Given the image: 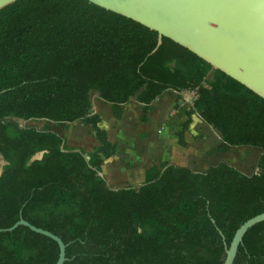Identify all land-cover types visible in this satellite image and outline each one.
Here are the masks:
<instances>
[{
    "label": "trees",
    "instance_id": "1",
    "mask_svg": "<svg viewBox=\"0 0 264 264\" xmlns=\"http://www.w3.org/2000/svg\"><path fill=\"white\" fill-rule=\"evenodd\" d=\"M90 0H16L0 9V228L21 217L58 235L63 264H221L236 230L264 212V98L187 47ZM193 91V113L222 137L214 151L261 150L259 172L220 161L207 171L152 164L140 186L101 175L118 143L100 126L92 93L120 119L135 98L147 122L166 90ZM10 117L90 125L98 145L68 147L51 129ZM45 151L42 158H32ZM54 239L19 225L0 231V264H55ZM233 264H264V221L248 229Z\"/></svg>",
    "mask_w": 264,
    "mask_h": 264
},
{
    "label": "water",
    "instance_id": "2",
    "mask_svg": "<svg viewBox=\"0 0 264 264\" xmlns=\"http://www.w3.org/2000/svg\"><path fill=\"white\" fill-rule=\"evenodd\" d=\"M15 1L0 0V9ZM90 1L157 30V46L151 53L162 44L164 36L169 37L264 98V0ZM219 137L222 140L220 134ZM44 152H38L32 160L42 158ZM261 221L264 212L246 220L236 230L230 246L226 245V258L221 264H233L244 235ZM19 225L57 241L60 253L55 264L64 263L66 244L55 233L22 217L0 231H11Z\"/></svg>",
    "mask_w": 264,
    "mask_h": 264
},
{
    "label": "rangeland",
    "instance_id": "3",
    "mask_svg": "<svg viewBox=\"0 0 264 264\" xmlns=\"http://www.w3.org/2000/svg\"><path fill=\"white\" fill-rule=\"evenodd\" d=\"M170 97V105L163 106L158 102L152 103L151 110L147 114L148 121L142 122L143 105L135 98H132L126 104V109L121 119L115 120L110 114V105L98 93H92L93 111L99 113L102 119L100 126L112 135L110 136L112 139L120 137L126 148L134 149L133 153L124 151V155L120 157V160L129 164L130 167L151 166V164L170 162L182 166L187 165L199 171H205L210 165L225 160L246 174L260 171L258 160L262 152L257 147L237 146L233 147L229 152L214 151L222 143L219 132L206 124L198 116L197 112L192 115L193 121H195L194 124L189 126L185 134L188 145H180L177 131L182 120L187 118L185 112L192 106L195 93L193 91H184L182 93L170 91ZM8 120L16 123L19 127L44 128L49 125L51 129L65 136V144L68 147L83 149L87 157H89L88 153L98 143L91 126L84 125L79 120L69 123L67 127L55 122H48L46 119L25 120L10 117ZM173 125L176 127H174L176 129L174 132L175 136L158 135L161 131L172 135L170 131L173 129ZM115 134L119 136H113ZM5 163L4 158L0 156V174ZM113 165L112 162L108 161V168ZM105 177L108 185L112 188L126 185L132 186V184L137 186L138 183H144L130 180L117 182L113 178Z\"/></svg>",
    "mask_w": 264,
    "mask_h": 264
},
{
    "label": "crops",
    "instance_id": "4",
    "mask_svg": "<svg viewBox=\"0 0 264 264\" xmlns=\"http://www.w3.org/2000/svg\"><path fill=\"white\" fill-rule=\"evenodd\" d=\"M170 91H174L176 93H182V92H178V91L169 89V90H166L164 93H162V95H160L158 97V99H156L152 103L158 102V103H160L163 106L164 105H170L171 104V101H170L171 100L170 99L171 98L170 97ZM152 103H151V105H152ZM180 103H182V101H180ZM192 104H193V100H192ZM125 109H126V106H125ZM115 120H119V119L115 118ZM194 122L195 121H193V117H192L191 124H194ZM191 124H190V126H191ZM174 127H175V125H173V129L170 131V133H172V135L165 134L164 131H161V133L158 134V135L159 136H175V133L174 132L176 131V129H175L176 127L175 128ZM110 136H112V135L109 134V139L110 140L118 143V146H117L118 147V151L112 157L104 160V163L102 165V171L103 172H101V174L102 175L104 174L108 178H113L117 182H123L125 180L136 181V182H145V179H146V171L150 167V165L149 166H131L130 167L129 164L125 163L123 160H120V157H122L124 155V151H129V152L133 153L134 149L131 150V148H126L125 147V144H124V142L122 140V138L116 137V138L112 139ZM113 136H119V135H116L115 134ZM97 145H98V143H97ZM139 155H140V153H139ZM108 161H110V162H112L114 164L110 168L107 167ZM174 164L179 165L177 163H174ZM185 166H187V165H185ZM188 167H190V166H188ZM105 176H104V178L106 179ZM142 184L143 183H138L137 186H140ZM126 186H129V185H126ZM132 186H136V185H133L132 184ZM114 188H116V187H114ZM117 188H119V187H117Z\"/></svg>",
    "mask_w": 264,
    "mask_h": 264
}]
</instances>
